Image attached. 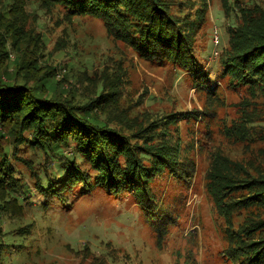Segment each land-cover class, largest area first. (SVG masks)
<instances>
[{
	"label": "trees",
	"instance_id": "1",
	"mask_svg": "<svg viewBox=\"0 0 264 264\" xmlns=\"http://www.w3.org/2000/svg\"><path fill=\"white\" fill-rule=\"evenodd\" d=\"M26 5L43 10L46 24H64L55 42L101 21L118 57L87 66L92 72L78 78L112 99L99 110L112 111L118 129L87 117L71 99L74 89L64 92L50 76L30 79L29 87L1 76L0 214L21 219L28 210L78 206L104 218L133 207L141 246L170 255L171 264H264V0H10L0 29L21 44L20 77L45 68L24 63L36 46L41 55L43 41L33 24L28 35L20 27L28 23ZM211 5L227 21V38L206 64ZM126 58L171 75L169 87L184 74L201 108L185 109L169 90L161 93L169 106L141 109L147 85L114 66ZM189 190L201 194L200 210L209 208V228L194 217ZM24 229L13 234L22 237ZM23 246L0 241V259L20 257ZM122 254V264H136ZM109 259L116 264L85 247L80 264Z\"/></svg>",
	"mask_w": 264,
	"mask_h": 264
},
{
	"label": "rangeland",
	"instance_id": "2",
	"mask_svg": "<svg viewBox=\"0 0 264 264\" xmlns=\"http://www.w3.org/2000/svg\"><path fill=\"white\" fill-rule=\"evenodd\" d=\"M9 1L0 0V15L6 13ZM24 10L28 17V23L26 22L24 26H20L23 33L28 35L34 25L36 32L42 34L43 40L41 43L42 56H39L36 46L35 56L26 57L24 63L29 61L32 65L36 62L37 65L45 68L33 72L29 68L31 74L22 73V77L19 74L15 75L14 69L16 64L19 63V58L20 61H23L21 44L17 46L18 48L15 47L11 34H7L6 31L0 29V50L2 51L0 58H3L0 61V77L3 76L4 81L6 79L8 81L12 80L29 87L31 80L50 76L62 83L61 85L64 88L66 87L64 92L68 88L74 89L71 99L75 102L74 105L78 107L85 106L83 111L87 117L118 129L115 123L110 122L114 116L113 112L101 113L99 110L102 105L108 107V102L112 99L109 97L100 99L98 96V92L101 90L100 87L92 89L90 85L83 83L78 78V73L82 72L83 69L92 72V68H88L90 65L95 66L105 60H107L106 63H110V59L118 57L116 46L114 47L103 36L101 21L94 19V21L85 25H77L76 31L69 29V36L64 41L67 44H64L62 40L54 41L55 37L61 36V31L65 30L64 24L57 26V28L46 24V13L36 5H26ZM209 19L211 27L207 40V51L202 55L207 60L204 61L206 64L216 58L218 49L225 46L227 38L223 24V22L226 24L227 21L215 9L214 5H211L209 9ZM233 23L234 21L230 19L228 25H233ZM115 62L114 66L126 71H133V78L138 85H147V87H143L147 94L137 102L141 109L155 111L168 105V98L162 97L161 93L169 90L171 97L176 99L185 109L190 110L193 104L199 109L201 108L195 96L194 88L189 87L187 80L183 77L184 74L177 75L179 79L180 77L182 79L173 81L172 86L169 87L168 77L171 75L151 70L135 58L121 59L120 63L117 60ZM25 77L29 79L26 80ZM48 79L50 80L49 77ZM165 81H167V84ZM164 85L168 87L165 89ZM160 87H163V89L161 90ZM127 88L132 90L137 87ZM50 92L51 90L48 89L49 94ZM26 96L29 98L28 94ZM43 98L49 100L48 96H43ZM92 100L97 101L92 105H86ZM139 118L140 116L136 119ZM128 122L129 120H127ZM194 129H196V126ZM170 189L171 186H168L167 190ZM192 194L189 190L187 199L192 196L190 207L194 208V217L203 220L208 227V221L211 222L212 220L209 208L206 209V212L200 210V201L203 198L200 193ZM24 226L25 235L16 237L13 233ZM210 230L213 234L214 229L211 226ZM0 231V241L4 244L9 242L24 245L20 257L5 255L3 259H0V264H80L85 247L104 257H116V264H122L125 261V256L122 254L124 251L136 264H156V262L151 263V259H160L162 262L160 264L172 263V259L168 254L152 255L148 249H143L141 245L145 239L144 232L138 222V213L133 207L120 213H109L104 218L93 215V211L86 207L81 208L78 206L66 212H61L59 209H49L46 212L39 209L28 210L25 217L21 219L1 213ZM107 263L111 264L110 259L107 260Z\"/></svg>",
	"mask_w": 264,
	"mask_h": 264
}]
</instances>
